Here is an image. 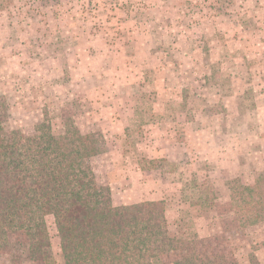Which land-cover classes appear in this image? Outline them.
<instances>
[{
  "label": "rangeland",
  "instance_id": "obj_1",
  "mask_svg": "<svg viewBox=\"0 0 264 264\" xmlns=\"http://www.w3.org/2000/svg\"><path fill=\"white\" fill-rule=\"evenodd\" d=\"M115 72L149 83L108 94L115 107L101 122V89L114 86ZM176 90L187 116L207 103V115L196 112L201 126L220 113L235 118L231 137L225 127L214 134L223 153L219 164H191L188 149L208 156L210 144L207 138L208 148L197 149L199 142L184 140L186 115H164L170 121L164 128L150 110V103L171 100ZM235 92L239 106L227 111L226 98ZM263 97L264 0H0L6 130L30 136L47 110L58 142L80 137L97 146L82 169L90 185L109 187L105 205L163 209L170 235L192 230L237 264H264V224L239 227L230 201L235 188L264 171V121L258 124L263 115H256ZM119 116L123 123L116 124ZM206 192L214 198L212 209L199 205ZM45 222L61 264L53 216ZM0 264L40 263L28 258L26 239L15 233L0 243Z\"/></svg>",
  "mask_w": 264,
  "mask_h": 264
},
{
  "label": "trees",
  "instance_id": "obj_2",
  "mask_svg": "<svg viewBox=\"0 0 264 264\" xmlns=\"http://www.w3.org/2000/svg\"><path fill=\"white\" fill-rule=\"evenodd\" d=\"M4 124L0 110V243L20 233L31 261L56 264L45 222L52 215L61 264H237L213 252L192 230L186 237L170 235L163 209L144 203L121 209L105 205L109 187L90 185L82 169V162L98 153L97 146L80 137L58 142L47 110L30 136ZM256 172L250 183L230 193L242 228L264 224V171ZM207 193L199 205L212 209L214 198Z\"/></svg>",
  "mask_w": 264,
  "mask_h": 264
},
{
  "label": "crops",
  "instance_id": "obj_3",
  "mask_svg": "<svg viewBox=\"0 0 264 264\" xmlns=\"http://www.w3.org/2000/svg\"><path fill=\"white\" fill-rule=\"evenodd\" d=\"M114 75H117L116 77H113V81H115L114 86H111V87L110 86H104V88L101 89V118L103 117L101 122L106 120V119L109 120L106 116H108V114L112 113L113 110H114V107H115V106H113L114 104L111 103L112 100H107V99H110V98L112 99V97L108 98V94H111L112 92L114 94L115 93L121 94L123 91H125V89L127 87L129 89H132L133 87H136V86L144 87V85L149 83V81H146L143 78L142 75H139L140 77L135 78V79L130 74H128L127 77L122 78L123 75H122L121 72H115ZM119 77H121V78L119 79ZM180 79L181 78L178 75L177 83H180ZM105 80H107L106 77H105ZM128 84H129V86H126ZM122 85L123 86L125 85L124 88L122 87ZM166 87L167 88H165V89L168 92L170 90H173V87H171V86H166ZM191 89L192 88L189 87L188 91H190ZM214 89H215V87H214ZM152 91L153 92L157 91V88H156L154 83H153V86H152ZM128 92H131V90L128 91ZM180 92L181 91L176 90V92H175L176 95H175L174 98H170L171 100L167 99V100H164L162 102L153 101L152 103L149 104L150 110L156 116L159 115V117L162 118L163 121H162L161 124L164 126V128H166V125L170 122V121L169 122L164 121V119H163L164 115H166L168 113H176L177 115L183 113L184 117L186 115L183 125L186 124L189 127L187 129L184 128L185 129V132H183V135L185 136L184 140L186 142H187V140H190L192 142L193 141L199 142V146H197V149H200L201 147L208 148L207 145H206V139L207 138L209 139L208 145L210 144V146L208 148L209 151H210V154L208 156H206V154L201 152V151H198V152L193 151L192 150L193 146H191V149H188L189 157L191 159L190 160L191 164L194 165V166H196L198 164V162L196 160L193 161V159H197L199 161H206L207 160L210 163L213 162V163H218L219 164V160L221 161L220 157H221V155H223V153L221 155H219V153H218V147H217V143H216L218 141L214 139V134L215 133L216 134L219 133L218 130H217V129H219V127H223V128L225 127L227 136L230 135V137H231L232 133H230V128L233 127V123H234V119L235 118L234 117H230L228 115V112L226 113L227 114L226 116H224L222 113H220L219 115L218 114L212 115L213 117L210 116L207 126L206 125L201 126V125L198 124L199 123L198 113H196V112H201V113H204L205 115H207V113H206V108L208 107L207 103H206V105H203V106L199 105V107H201V108L198 109L195 112V114L192 113L191 116H187L185 111L182 112V107H183V103H184L183 102L184 101V97L179 95ZM216 92H218V90L215 89V91H214L215 94L214 95H216ZM241 93H243V91H241ZM241 93H239V95ZM102 94H106V95H102ZM230 94H233V93H231V91H230ZM235 94L238 95V93H236V92L234 93V98L231 97V96H228L226 98V99H228L225 102V107H226L227 111H232L234 109V107L239 106V105H236L234 103L235 100H236ZM237 99L240 100V97L238 98V96H237ZM171 106H173V108H171ZM256 115H263V116H261V118H258V121H257L258 124H259V122L261 123V121H264V100L263 101H259L257 103V105H256ZM186 118H187V120H186ZM122 120H123L122 117L119 116V119L116 120L115 123L116 124H121V123H123ZM129 123H130V120H129ZM191 125H193V126L191 127ZM184 129H183V131H184ZM175 135H176V133H175ZM213 141L215 142L214 144L212 143ZM214 145L216 146V149L212 148V146H214Z\"/></svg>",
  "mask_w": 264,
  "mask_h": 264
}]
</instances>
